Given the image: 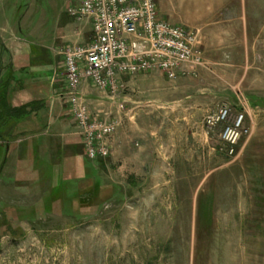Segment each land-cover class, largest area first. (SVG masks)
I'll use <instances>...</instances> for the list:
<instances>
[{"label": "rangeland", "instance_id": "374dc122", "mask_svg": "<svg viewBox=\"0 0 264 264\" xmlns=\"http://www.w3.org/2000/svg\"><path fill=\"white\" fill-rule=\"evenodd\" d=\"M156 2L194 33V66L123 73L121 99L138 86L190 99L87 97L79 108L115 127L92 153L72 98L48 108L74 88L63 47L92 37L79 36L78 0H0V94L12 108L31 99L0 127L12 138L7 152L0 135V264H264V0Z\"/></svg>", "mask_w": 264, "mask_h": 264}, {"label": "built area", "instance_id": "2783aa9c", "mask_svg": "<svg viewBox=\"0 0 264 264\" xmlns=\"http://www.w3.org/2000/svg\"><path fill=\"white\" fill-rule=\"evenodd\" d=\"M71 14L92 28L89 42L66 45L61 52L66 80L74 87L64 95L72 98L77 108L87 99L85 85L124 103L120 86L123 73L134 75L161 68L175 76L177 71L194 66V33L161 19L156 0H78ZM84 110L77 111L90 139V152L107 153L109 144L103 140L114 132V125ZM240 124L227 127L225 136L233 138Z\"/></svg>", "mask_w": 264, "mask_h": 264}, {"label": "crops", "instance_id": "0c3cea01", "mask_svg": "<svg viewBox=\"0 0 264 264\" xmlns=\"http://www.w3.org/2000/svg\"><path fill=\"white\" fill-rule=\"evenodd\" d=\"M77 24H78L77 26L79 28H81V30L79 31L80 32L79 36H81L83 33L86 34L89 31L91 32V30H92L90 23H87V22H80L79 23V22H77ZM80 38H82V37H80ZM143 74L145 75L146 73H142V74L136 75L135 77L129 76V78L131 77V78H133V80L134 79L136 80V79H139L140 76L143 75ZM150 74L153 75L154 73L153 72L148 73L149 76H150ZM146 76L147 75H145V77ZM127 77H125V78H127ZM134 81H130V84H131V82L134 83ZM157 84H160V85H158L159 87L160 86H163V87L165 86V85H163L164 83H162V84L161 83H157ZM142 87L138 86V88H139L138 91L126 94V96L124 98L125 102H127L130 105L136 106V107H142V106H148V105L149 106H157V105H159V107L168 109V108H175V107L179 106L180 104L185 103L187 100L190 99L189 97H185V98H182L180 100L179 98H175L174 96H166V95H160V94H155L153 96L146 97V95H142V93H144L143 89H140ZM165 89L168 92H172V91H176L177 90V88L175 86H173V85L165 86ZM84 90H85V93H86V95H87V97L89 99H93V100L101 99V100H104V102L108 101L105 95H104V97H102V96L97 95L96 93H94L93 92L94 91L93 88L90 87L89 85H85L84 86ZM62 95L64 96V94H62V92H60V93H57V95L55 94L54 96H51L52 97V101H53L52 105L48 104V108L51 111V114H53V112L55 114V112L57 111V107H56V105L54 103L55 102L54 99H59L60 100L62 98ZM19 98H21V96ZM30 101H31V99L26 101V102L23 99H21V101H19L18 103L13 104V107L14 108H18L19 104L22 105V104L30 102ZM55 109H56V111H55ZM49 110H46V111H49ZM32 113L35 116L36 112H32Z\"/></svg>", "mask_w": 264, "mask_h": 264}, {"label": "trees", "instance_id": "16d2710c", "mask_svg": "<svg viewBox=\"0 0 264 264\" xmlns=\"http://www.w3.org/2000/svg\"><path fill=\"white\" fill-rule=\"evenodd\" d=\"M6 86V85H5ZM4 86V90H2L1 91V94H0V110H3V108L2 107H6V113H11V115L13 116V118L14 117H16V116H14V115H16V114H13V113H15V112H12L11 110H13V111H15V109L14 108H12V107H7V101H6V97H5V91L7 92V87H5ZM23 109L22 108H18V111H20V113H21V115L19 116V117H16L17 119H21L22 117H25V114H23L24 112L22 111ZM1 112V111H0ZM1 113H4V112H1ZM1 113H0V117H1ZM11 115H10V117H11ZM6 117H8L9 118V116L7 115ZM5 117V118H6ZM1 120V119H0Z\"/></svg>", "mask_w": 264, "mask_h": 264}, {"label": "flooded vegetation", "instance_id": "af4514ba", "mask_svg": "<svg viewBox=\"0 0 264 264\" xmlns=\"http://www.w3.org/2000/svg\"><path fill=\"white\" fill-rule=\"evenodd\" d=\"M11 111L14 112L13 110H11ZM11 119H13V116H11L9 118L6 117L5 120H0V127L3 126V125H7ZM0 135L4 137L3 138L4 140L2 141L1 145L4 146L5 148H7L6 151L8 152L9 147H10V140L12 138L10 137V134H8V135H2L0 133Z\"/></svg>", "mask_w": 264, "mask_h": 264}, {"label": "water", "instance_id": "95a60500", "mask_svg": "<svg viewBox=\"0 0 264 264\" xmlns=\"http://www.w3.org/2000/svg\"><path fill=\"white\" fill-rule=\"evenodd\" d=\"M3 137V136H2ZM4 138V137H3Z\"/></svg>", "mask_w": 264, "mask_h": 264}]
</instances>
